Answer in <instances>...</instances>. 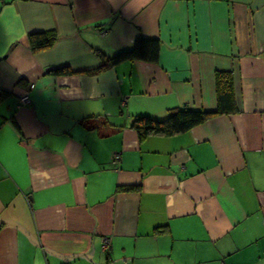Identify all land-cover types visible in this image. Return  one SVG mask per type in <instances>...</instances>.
Wrapping results in <instances>:
<instances>
[{"label":"crops","instance_id":"1","mask_svg":"<svg viewBox=\"0 0 264 264\" xmlns=\"http://www.w3.org/2000/svg\"><path fill=\"white\" fill-rule=\"evenodd\" d=\"M216 70L235 109L139 137ZM0 264H264V0H0Z\"/></svg>","mask_w":264,"mask_h":264},{"label":"trees","instance_id":"2","mask_svg":"<svg viewBox=\"0 0 264 264\" xmlns=\"http://www.w3.org/2000/svg\"><path fill=\"white\" fill-rule=\"evenodd\" d=\"M50 36L43 32L30 34V44L33 48L43 47L51 41ZM159 41L157 38L137 36L132 47L115 51L110 56H104L103 65L115 63L126 58H141L155 60L158 56ZM231 74L227 70H216L215 85L217 106L215 109L195 108L189 106L171 109L164 118H154L149 115H139L134 118L133 126L139 137L156 134H173L185 131L192 126L204 122L219 113H228L235 109L232 91Z\"/></svg>","mask_w":264,"mask_h":264},{"label":"built area","instance_id":"3","mask_svg":"<svg viewBox=\"0 0 264 264\" xmlns=\"http://www.w3.org/2000/svg\"><path fill=\"white\" fill-rule=\"evenodd\" d=\"M33 85H34L33 82H29L21 89V91L18 95V102H17L18 108L22 107L23 105L30 103L31 99L29 96V90H30V88L33 87ZM119 159H120V153L114 152L113 153V160L117 161ZM110 242H111L110 237H107V236L102 237V241H101V245H100L101 249L104 251L108 250L109 246H110Z\"/></svg>","mask_w":264,"mask_h":264}]
</instances>
